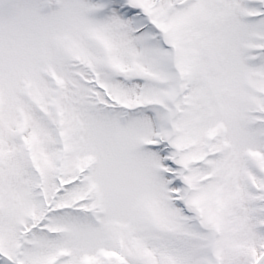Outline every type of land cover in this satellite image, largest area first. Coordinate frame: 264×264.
<instances>
[{
    "label": "snow or ice",
    "instance_id": "6c2138e0",
    "mask_svg": "<svg viewBox=\"0 0 264 264\" xmlns=\"http://www.w3.org/2000/svg\"><path fill=\"white\" fill-rule=\"evenodd\" d=\"M0 264H264V0H0Z\"/></svg>",
    "mask_w": 264,
    "mask_h": 264
}]
</instances>
